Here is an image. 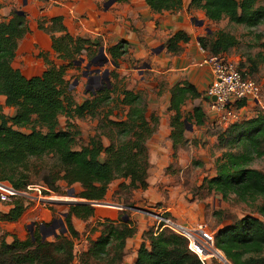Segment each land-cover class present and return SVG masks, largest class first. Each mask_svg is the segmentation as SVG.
Returning a JSON list of instances; mask_svg holds the SVG:
<instances>
[{
  "label": "trees",
  "instance_id": "16d2710c",
  "mask_svg": "<svg viewBox=\"0 0 264 264\" xmlns=\"http://www.w3.org/2000/svg\"><path fill=\"white\" fill-rule=\"evenodd\" d=\"M124 1V0H115ZM155 12H176L183 9L184 0H145ZM190 8L201 9L211 21L228 18L237 24L256 27L264 23V4L259 0H192ZM39 28L52 34L53 48L67 64L57 66L47 53V69L41 75L27 77L13 65L20 41L30 32L26 14L14 11L11 17L0 22V97L14 108L12 115L4 112L0 102V182H7L15 189L27 191L33 185V174L48 170L51 185L65 181L69 187L79 183L81 190L75 195L81 201L71 204L64 222L66 232L50 240L44 231L52 224L37 223L34 233L26 239L5 236L0 240V264H74L76 239L80 232L73 217L88 220L95 213L94 201H102L110 184L119 178L128 180L120 184V191L132 192L149 187L150 152L148 141L159 128L160 117L147 114L145 98L125 87L120 91L102 88L92 93L82 103H76L71 86L66 79L68 69L75 65L86 51L90 58L97 55L100 43L74 37L63 23V17L39 20ZM57 32H62L57 36ZM191 36L177 31L167 42L173 55L183 52L182 42ZM262 39V38H261ZM201 46L210 55L223 56L239 44L231 32L219 30L201 38ZM128 43L121 41L107 48L115 65L128 51ZM93 46L97 48L94 50ZM261 46L264 49V39ZM117 76V74H115ZM117 93L120 105L129 106L126 119L115 120L102 107L112 94ZM206 94V93H205ZM203 92L192 83L176 84L171 89L169 110L173 131V157L184 146L187 124L205 123L202 106H195L193 113L184 114L182 107L189 101L201 98ZM246 101L238 102V107ZM70 120L87 116L99 118L96 132L88 144L78 147L81 131L74 122L59 128L60 117ZM29 129V132L23 130ZM209 135L218 137L222 155L216 161V175L206 177L202 184L209 192L221 194L224 199L234 197L250 204L255 214L245 215L215 233L216 253L232 264H264V170L252 165L256 157H264V111L249 119H241L225 128L209 127ZM109 139L105 145L103 138ZM58 189V186H57ZM28 208L27 198L18 195L11 201L8 211L0 210V222L20 220ZM123 210L118 220L104 219L92 227L96 238H88V248L80 255V264H121L127 240L137 233V226ZM150 247L144 242L138 251L135 264H207L189 248L188 239L169 228L147 232ZM228 260H226V258Z\"/></svg>",
  "mask_w": 264,
  "mask_h": 264
},
{
  "label": "rangeland",
  "instance_id": "374dc122",
  "mask_svg": "<svg viewBox=\"0 0 264 264\" xmlns=\"http://www.w3.org/2000/svg\"><path fill=\"white\" fill-rule=\"evenodd\" d=\"M259 2L264 4V0H259ZM195 16V20L198 19L202 21L203 29L206 30L207 28L215 33L219 30H226L233 33L238 38L239 44L232 48L229 52L225 53L223 57L237 63L240 68H242L250 77L254 78L261 86V94L259 97L260 103L257 105H250L247 110L242 111L237 109L238 118L242 119L249 115H253L257 111H264V49L261 46L262 39H264V23L250 28L245 24L231 22L228 18L212 22L208 21L204 15L196 14ZM205 33V36H207V31ZM40 44L42 46L46 44L44 39L40 40ZM107 48L108 47H106V55L110 60L107 62V64H105L103 61H98V64L94 68V66L90 64V60L88 58L89 56L87 57V52H84V56L81 58H84L85 60L81 65H79L80 67L73 65L68 69L66 78L71 86L76 100L84 99L86 97V92H88L87 97L90 98L92 93L99 91L102 88H109L118 92L122 88L127 87L128 83L131 84V74L134 72L129 73L130 75L128 73H124L123 71L117 72L115 67L112 65V57L108 53ZM37 54L38 52L32 48L31 43L26 42L16 59L15 65L21 66L24 73L28 75L40 72L41 66L37 64L39 59ZM147 61L150 62V60ZM121 64H123L125 69H130L133 67V69H136V71L137 69L141 71L147 70V67L142 64L141 60L127 62V60L124 59L122 60ZM98 68H101L99 69L101 71L99 75L103 76L102 81L97 84H93L90 81L91 78L96 76V74L93 72V69ZM106 70L111 71V77L107 81L104 79L106 78L105 75H107L105 74ZM115 74H117V76H115ZM152 76L153 74L151 73L148 77L149 82L152 84L151 88L156 86L157 88L159 87L164 90L165 88H163V84L161 85L159 82L158 77L151 78ZM132 78L135 80V77L132 76ZM144 93V98H146L145 100L148 101L149 104L150 102H153V98L151 101L149 98H151V96L154 97L157 92L156 90H152L150 93L146 91ZM158 97H160V94H158ZM0 102L4 106L5 114L12 115L14 113V108L6 105V98L4 96L0 97ZM155 102L159 103L157 104L159 110H156L155 105L152 104L149 114L155 113L159 115L160 118L163 117L161 115L168 116L169 113L167 110H165V102L162 103L159 99H157ZM195 104H202V106L205 108V112H209L208 116H206V124H204V126H199L196 124L187 125L189 130L193 128V131L188 132V141L184 146H182L180 152L178 151V157L173 159L171 154L170 159L173 160V163L168 158H164V160H168L169 163H171V166L167 168L165 174H163L164 178L161 176L159 177V171H157L155 167H152V181L159 182L160 180H163V183L162 185L154 186V188L149 189L148 191L152 192L151 196L157 197L159 200L149 203L145 197L146 191L143 190L132 192L117 190L116 194H119L118 198L109 197L108 195L106 201L104 200L105 204L102 205L101 208H111L110 206L115 207L118 204L117 202L121 204L130 203L126 206L131 208L125 206H122V208H124L123 210L126 211L125 216L128 215L138 228L137 233L133 236L132 240H130L129 250L124 264H131L133 262L135 251L138 249L139 245H141L143 242L145 244L149 243L147 239V232L151 230L156 231L157 227H159L156 214L163 213L175 222L177 221L171 216L166 208V200L175 197L169 188L173 182L182 183L188 201L199 204L200 214H198V210V213L195 215H197L196 218H198L200 215L202 217L200 221L195 219L196 222L191 226H187L188 228H195L199 224H204L205 228L210 231L215 238V233L217 230L224 227V225L237 219H241L245 215L255 214L254 208L250 204L237 201L234 199V197H231L228 200L224 199L221 194L209 192L205 187L202 186L204 179L208 177V175H211L214 168L216 169V161L222 155V150L218 148L217 144L218 137H215L214 135L210 136L208 128H212L214 126L217 128H225L227 126L223 123H220L219 120H216V117L212 116L213 113L209 107L208 101L206 102V100L203 99L202 101H197L194 103L188 102L184 110L185 113L192 111ZM101 110L102 116L109 114V116L113 119L123 118L126 111L125 107L120 105V102L117 100V93L112 94V98L106 100ZM68 122L73 121H71L67 115L63 114L59 120V128L67 127ZM74 123L76 124L78 130L81 131V136L78 143V147H80L88 141V136L90 134L96 132L99 118H93L90 116L84 118H74ZM23 130L26 132L30 131L26 128H23ZM252 165L264 170V157H256ZM51 177L52 176L49 175L48 170L42 168L38 172L37 176L35 173L33 174V180L35 182L33 184L34 187L25 192L26 195L24 196L27 198L28 208L21 223H24L25 229L29 235L30 226L32 223H34L33 228H36L38 225H35L36 222L50 224L55 219L57 220V232L60 233L62 229L60 219H65L64 213L68 211L70 206L69 203L81 201V199L77 196H69V191L73 188L75 189L74 194L80 191L79 184L69 187L66 182L61 181L59 185L56 184L54 186L49 184L51 183ZM116 184L117 181L112 183L111 190ZM110 194L112 193L110 192ZM133 206L143 209L145 208L153 214L147 213L146 211L141 212L134 210L132 209ZM10 207L11 201L2 202L0 200V210L7 211ZM96 208L99 210L98 206ZM36 210L39 211L38 215L35 213ZM133 215L140 216L143 219L141 228H139L138 221L137 219L133 218ZM95 223V221H89L88 219L76 224V229L80 232V236L75 241V253L77 258L74 261V264H80L79 257L88 248V238H96L98 236L97 232L93 233L91 231ZM50 226L51 225L45 229L44 233L49 234L50 232H53V228H50ZM19 229H21V226L18 225V223L2 222V225H0V240L3 238V236H5L6 239L11 240L13 235L11 234L12 231L19 232ZM48 238L53 240V235H49ZM209 250L211 253L216 252L213 246H209ZM208 252V248H206L204 250V254L206 255ZM201 256L203 259L206 258L205 260L207 264H232L228 263L230 261L226 262L225 259L219 256Z\"/></svg>",
  "mask_w": 264,
  "mask_h": 264
},
{
  "label": "crops",
  "instance_id": "0c3cea01",
  "mask_svg": "<svg viewBox=\"0 0 264 264\" xmlns=\"http://www.w3.org/2000/svg\"><path fill=\"white\" fill-rule=\"evenodd\" d=\"M108 1L109 0H0V22L5 18L11 17L14 11H24L29 19L30 32L20 41L17 55L13 61V65L21 69V71L24 73L21 66L15 64L23 45L26 42H30L32 48L38 52L37 55L39 56V59L37 64L41 66V71L32 75L24 73L25 75H28L27 77L41 75L47 69L44 57L40 56V53L42 52L47 53L50 60L57 66L67 64L66 61L58 57L59 54L54 50L52 34L47 33L43 29L39 28V20L42 17H45L49 20L54 17H63V23L66 26L67 31L72 36L82 37L100 43L99 50L103 46L105 47L106 51V47L118 44L121 41H126L128 43V51L125 55L118 59V65L112 63L117 72L123 71L124 73L128 74L134 72L131 74V84L128 83V86L125 88L134 91L135 93H141L144 97L145 91L150 93L152 90H156L157 93L155 96H151V98H149L150 101L153 98V102L148 104V101L145 100L148 116L151 115L149 113L152 108V104L155 105L156 110H159L157 105L159 103L155 102L157 99H159L162 103L165 102V110H167L169 113L168 116L161 115L163 117L160 118L158 130L148 141L151 167L149 169V187L143 191H146L145 197L147 201L152 203L153 201H158L159 199H157V197L151 196L152 192L148 190L154 188V186L162 185L163 183V180H157L159 182L152 181V167H155L156 170L159 171V177H163V174H165L167 168L171 166V163H169L168 160H164V158L171 160L170 156L172 154V158L174 159V148L173 142L171 140V134L173 131V127L171 126V117L175 114V112L169 110L171 89L176 84L183 85L186 82H190L194 84L200 92H203V96L201 98L195 99L194 101L189 100L188 102L194 103L197 101H202V99L206 100L207 102L205 93L207 87L211 83L212 73L210 66L203 63L209 52H204L202 50L200 41L201 38L206 35V31L208 34L212 31L207 28L206 30L203 29L201 20H195L196 14H201L204 15L206 19L208 18L206 17V14L203 10L190 8L192 0H184L183 9L180 11H163L161 13L153 11L145 0L115 1L109 6L107 5ZM208 21L211 20L208 19ZM179 30L187 32L191 36V39L187 42L181 43L183 52L180 55H173L167 49V42L169 38ZM61 34L62 32L56 33L57 36ZM41 39H44L46 42L44 46L40 44ZM162 46L164 47L160 49ZM96 48V46H93V49ZM99 50L96 52L99 53ZM88 58L90 60V64H92L95 68L98 63L92 62V58ZM124 59H126L127 62L141 60L142 64L147 67V72L138 69L136 71V69H133V67L130 69H125L123 64H121L122 60ZM84 60V58H81L80 60L76 61L75 65L78 67L83 63ZM147 60H150V62ZM99 69L101 68L93 69V72L96 74V76L97 74L99 75V73H101ZM98 70L99 73L97 72ZM151 73L153 74L151 78L158 77L159 82L161 85L163 84V88H165L164 90L159 87L157 88L156 86L151 88L152 84L148 80V77ZM96 76L94 78H96ZM107 76H109L110 79V70ZM132 76L135 77V80H133ZM104 79L106 80V78ZM72 94L74 96L75 102L78 104L89 98L87 97L88 92H86V95L84 94L87 98L85 97L84 99L80 100H76L73 92ZM158 94H160V97H158ZM244 101H246V104L240 108L242 111L247 110L250 105H257L260 103V100L257 101L255 99H247ZM186 104L182 107L183 113L190 115L193 113L194 108L192 111H189V113H185L184 110ZM121 105L126 109L125 116L123 118H115V120L127 118L129 106L123 104ZM199 105L202 106V104H195V106ZM258 112L259 111L242 119H249L255 116ZM205 113L206 116H208L209 112L207 111ZM212 113V116L216 117L215 113ZM71 121L74 122V119ZM189 124L195 125L196 123L195 121L194 123L192 121ZM204 124H206V119ZM204 124L201 126H204ZM192 129L189 130L188 127L186 128L185 134L187 138L188 132H192ZM92 134L88 136V141ZM88 141L84 145L88 144ZM103 142L105 145H109L110 141L107 137H104ZM181 149L182 147L178 151L180 152ZM171 161L173 163V160ZM215 175L216 169L214 168L211 175H208V177H214ZM115 181H117V184L111 190L112 183ZM124 181L129 182L123 178L114 180L110 184L107 194L102 202H104V200L106 201L108 195L109 197L118 198L119 194H116V191L120 190V184ZM60 182L61 181L58 182V185ZM169 188L175 197L166 200V208L171 216L177 220L176 222L185 226H191L196 222L195 219L200 221L202 216L200 215L198 218H196L197 215H195L198 213V210V214H200L199 204L188 201L186 192L183 189V184L180 182H173ZM81 189L82 188L80 185V190ZM110 192L112 194H110ZM117 203V206H110L111 208H101L102 205H95V213L91 218H89V221L97 222L104 219L118 220L124 209L122 206L127 207L126 205H129L130 203ZM97 206L99 207V210L96 208ZM38 212L39 211L36 210V215H38ZM25 214L20 220L13 222L18 223V225L21 226V229H19V232L12 231V239H6L7 241L11 242L13 240V236H17L20 239H26L29 236V233L25 229L24 223H21L22 219L25 217ZM133 218L137 219L139 228H141L143 219L140 216H134ZM81 221H83V219L73 217L75 228L76 224ZM0 225H2V222H0ZM58 233L59 232H57V234ZM49 235H53V237L55 236L53 232H50L48 237ZM132 238L133 237L127 240L124 260L121 264H124L126 261L125 259L128 254L129 243ZM146 245L150 247L149 243H146ZM140 247L141 245H139L138 249H136L135 256L131 264L136 263Z\"/></svg>",
  "mask_w": 264,
  "mask_h": 264
},
{
  "label": "built area",
  "instance_id": "2783aa9c",
  "mask_svg": "<svg viewBox=\"0 0 264 264\" xmlns=\"http://www.w3.org/2000/svg\"><path fill=\"white\" fill-rule=\"evenodd\" d=\"M204 52L205 49H202ZM205 64L211 68L212 79L206 89V98L216 119L226 126L240 120L238 118V102L255 99L260 100L261 86L252 77H250L239 65L223 56L208 54L204 59ZM213 98H216L215 100ZM33 185H29V191ZM27 191H19L7 182H0V200L9 202L18 195H26ZM158 226L155 232L164 228H169L185 236L189 241V248L197 253L203 261L199 248L206 247V241L215 242L213 234L205 228L204 224H199L195 228H189L175 222L166 214H156ZM205 241V242H204ZM208 243V242H207Z\"/></svg>",
  "mask_w": 264,
  "mask_h": 264
},
{
  "label": "water",
  "instance_id": "95a60500",
  "mask_svg": "<svg viewBox=\"0 0 264 264\" xmlns=\"http://www.w3.org/2000/svg\"><path fill=\"white\" fill-rule=\"evenodd\" d=\"M115 2V0H109L108 2H107V5L109 6L110 4H112V3H114ZM18 13H21V14H25V12L24 11H18ZM164 46H162L160 49H162ZM91 61L92 62H98V61H103L104 63H107L108 61H110L109 60V58H108V56L106 55V51H105V47H101L100 48V50H99V53L95 56V57H93L92 59H91ZM112 63H114L113 61H111ZM109 73V70H106L105 71V74H108ZM106 76V80H109V76H107V75H105ZM214 100L216 99V98H213ZM74 192H75V189L73 188V189H71L70 191H69V196H72V197H75L76 195L74 194ZM78 202V201H77ZM73 203H75V202H71V203H69L70 205L71 204H73ZM92 204L93 205H104L105 203L104 202H102V201H94V202H92ZM128 207V206H127ZM129 208H131V207H129ZM132 209H134V210H138V211H141V212H143V211H146L147 213H150V214H153L152 212H150L149 210H147V209H143V208H139V207H135V206H133L132 207ZM64 216H66V212L64 213ZM124 218H125V220H127L128 219V217L127 216H124ZM60 222H61V225H62V229H61V231L62 232H66L67 231V227H66V224H65V222H64V220L63 219H60ZM34 223H32L31 224V226H30V232L33 234L34 233ZM50 228H53V233L55 234V235H57V220L55 219L53 222H52V224H51V226H50ZM48 236V234L47 233H44V238H46ZM225 258H226V256H225ZM226 260H228L227 258H226ZM229 261V260H228ZM231 263V262H230Z\"/></svg>",
  "mask_w": 264,
  "mask_h": 264
},
{
  "label": "bare ground",
  "instance_id": "6f19581e",
  "mask_svg": "<svg viewBox=\"0 0 264 264\" xmlns=\"http://www.w3.org/2000/svg\"><path fill=\"white\" fill-rule=\"evenodd\" d=\"M188 230H189V228H188ZM205 242V241H204ZM208 242V243H207ZM206 247L205 248H199V252L201 253V255H203V256H205V257H210V256H217L218 257V254L216 253V252H213V253H211L210 252V250H209V246H213L214 248H215V250H217V252H218V249H217V247L214 245V242H209V240H207L206 241ZM206 248H208V254H204V250L206 249ZM226 262H228V261H226ZM228 263H230V262H228Z\"/></svg>",
  "mask_w": 264,
  "mask_h": 264
},
{
  "label": "flooded vegetation",
  "instance_id": "af4514ba",
  "mask_svg": "<svg viewBox=\"0 0 264 264\" xmlns=\"http://www.w3.org/2000/svg\"><path fill=\"white\" fill-rule=\"evenodd\" d=\"M97 72L99 73V70ZM102 77L103 76H100V75L97 74L96 78H91L90 81L93 84H97V83L102 81Z\"/></svg>",
  "mask_w": 264,
  "mask_h": 264
}]
</instances>
